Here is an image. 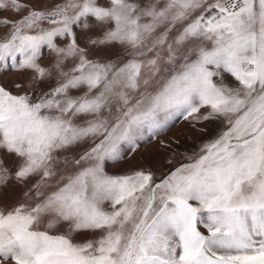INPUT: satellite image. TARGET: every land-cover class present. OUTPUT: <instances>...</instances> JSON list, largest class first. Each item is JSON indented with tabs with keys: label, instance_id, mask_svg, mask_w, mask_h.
<instances>
[{
	"label": "snow or ice",
	"instance_id": "obj_1",
	"mask_svg": "<svg viewBox=\"0 0 264 264\" xmlns=\"http://www.w3.org/2000/svg\"><path fill=\"white\" fill-rule=\"evenodd\" d=\"M0 264H264V0H0Z\"/></svg>",
	"mask_w": 264,
	"mask_h": 264
}]
</instances>
